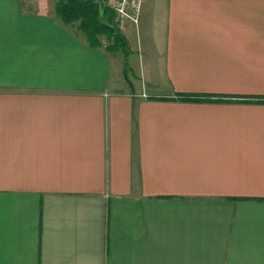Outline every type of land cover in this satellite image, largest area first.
<instances>
[{
	"label": "crops",
	"instance_id": "0c3cea01",
	"mask_svg": "<svg viewBox=\"0 0 264 264\" xmlns=\"http://www.w3.org/2000/svg\"><path fill=\"white\" fill-rule=\"evenodd\" d=\"M56 1L0 0V264H264V0H142L122 53Z\"/></svg>",
	"mask_w": 264,
	"mask_h": 264
},
{
	"label": "trees",
	"instance_id": "16d2710c",
	"mask_svg": "<svg viewBox=\"0 0 264 264\" xmlns=\"http://www.w3.org/2000/svg\"><path fill=\"white\" fill-rule=\"evenodd\" d=\"M55 13L65 25L78 23V31L91 48L125 52L124 37L114 22L115 11L105 0H57Z\"/></svg>",
	"mask_w": 264,
	"mask_h": 264
},
{
	"label": "built area",
	"instance_id": "2783aa9c",
	"mask_svg": "<svg viewBox=\"0 0 264 264\" xmlns=\"http://www.w3.org/2000/svg\"><path fill=\"white\" fill-rule=\"evenodd\" d=\"M142 0H114L115 15L119 20H129L134 25L139 22Z\"/></svg>",
	"mask_w": 264,
	"mask_h": 264
},
{
	"label": "rangeland",
	"instance_id": "374dc122",
	"mask_svg": "<svg viewBox=\"0 0 264 264\" xmlns=\"http://www.w3.org/2000/svg\"><path fill=\"white\" fill-rule=\"evenodd\" d=\"M106 1V0H105ZM114 1V0H113ZM110 6V5H109ZM111 6H113L112 8H113V10H114V3L111 5ZM115 11V10H114ZM118 21H120L118 18H117V16H116V19L114 20V22L116 23V27L118 28ZM104 43V42H103ZM105 44L106 43H104L103 44V46H105Z\"/></svg>",
	"mask_w": 264,
	"mask_h": 264
}]
</instances>
